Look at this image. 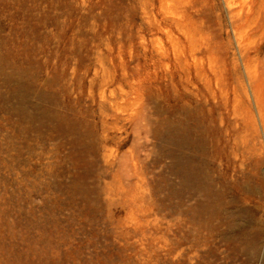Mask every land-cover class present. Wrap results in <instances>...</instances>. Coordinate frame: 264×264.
<instances>
[{
  "label": "rangeland",
  "instance_id": "374dc122",
  "mask_svg": "<svg viewBox=\"0 0 264 264\" xmlns=\"http://www.w3.org/2000/svg\"><path fill=\"white\" fill-rule=\"evenodd\" d=\"M0 264H264V0H0Z\"/></svg>",
  "mask_w": 264,
  "mask_h": 264
}]
</instances>
